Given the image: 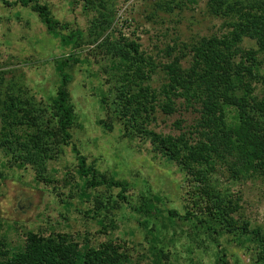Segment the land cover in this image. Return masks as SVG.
Here are the masks:
<instances>
[{
  "label": "rangeland",
  "instance_id": "374dc122",
  "mask_svg": "<svg viewBox=\"0 0 264 264\" xmlns=\"http://www.w3.org/2000/svg\"><path fill=\"white\" fill-rule=\"evenodd\" d=\"M39 1L67 26L65 33L79 31L81 39L72 51L69 44L45 31L29 7L6 8L0 3V106L6 104L21 117L24 125L14 130L15 135L37 136L38 146L28 148L43 151L37 164H32L21 158L25 148L21 155L12 156L1 148L0 140V243L18 250L28 233L71 237L91 249L113 243L127 256L126 264H213L222 248L227 264H253L256 246L250 238L221 233L215 239L193 219L137 214L119 202L116 189L88 188L87 180L77 173L70 147L60 142L57 118L49 108L59 84V62L75 56L79 62L64 69L70 76L66 90L74 119L69 132L89 166L106 179L124 181L133 205L190 213L194 218L201 217L207 199L198 179V174L205 175L217 196L239 199L235 215L239 222L247 221L249 230H264L260 180L234 178L227 165L217 160L213 170L205 166L187 170L182 161L163 156L147 134L185 133L192 143L199 141L193 128L198 106L187 108L182 99H173L175 112H163L162 67L177 59L181 68H189L199 40L220 39L230 31L225 21L208 13L206 0L185 6L181 0ZM124 39L136 43L138 55L151 62V71L143 66L150 73L143 87L157 95L146 104L147 112L129 124L119 117L121 100L133 92L139 77L134 71L141 62L120 57L130 52ZM239 47L257 48L248 38ZM251 87L255 96L263 95L259 82L253 80Z\"/></svg>",
  "mask_w": 264,
  "mask_h": 264
},
{
  "label": "trees",
  "instance_id": "16d2710c",
  "mask_svg": "<svg viewBox=\"0 0 264 264\" xmlns=\"http://www.w3.org/2000/svg\"><path fill=\"white\" fill-rule=\"evenodd\" d=\"M196 0H181L185 6ZM6 8L29 7L37 15L48 34L56 36L60 41L71 46L72 51L78 49L81 33L79 31L63 30L61 25L51 14L46 3L39 0H0ZM109 8L106 6V10ZM169 9V8H168ZM208 13L225 21L230 31L220 39H201L193 47V58L189 68L183 69L177 59L162 67L165 83L161 93L166 102L161 106L163 112H175L173 99H182L185 107L198 106L199 117L194 124V132L199 141L192 143L185 133L177 137L156 135L148 132L154 142H157L160 152L170 160L182 161L187 170L202 166L213 170L215 161L227 165V169L234 178H255L264 185V3L260 0H206ZM108 16V12L106 13ZM107 18V17H106ZM108 23V21H105ZM243 38L253 40L256 49L244 50L239 47ZM124 46L130 51L121 53L135 64L138 80L133 84V92L121 100L123 111L119 117L124 118V124L139 119L140 113L147 112L146 104L157 98L156 93L144 86V79L150 75L144 69H153L147 57L138 55V45L124 39ZM79 61L75 56L65 58L59 62V84L55 96L51 99L50 110L57 118V129L60 142L70 147L77 162V173L87 180L88 188L116 189V198L129 210L137 214L155 216L163 214L166 218L178 220H194L204 231L213 236L221 237V233L238 234L241 238L253 242L256 246L253 264H264V230L256 227L249 230L247 221L239 222L236 218L237 201L232 196L226 199L217 196L207 182L205 175H199L202 194L206 196L205 206L201 217L190 213L180 215L175 210L150 209L145 205H133L126 195L127 187L124 181L106 179L87 164L86 158L72 143L69 132L74 119L72 109L68 103L67 85L70 76L64 70ZM134 64V65H135ZM147 67H143V66ZM137 66V65H135ZM144 68V69H143ZM256 80L260 84L262 96H255L251 82ZM135 88V89H134ZM135 102V103H134ZM1 103V101H0ZM136 105V106H134ZM130 110V113L127 112ZM229 111L232 116L229 117ZM230 119V121L228 120ZM24 125L21 117L5 104L0 106V140L1 148L9 150L12 156L21 155L25 148L26 162L37 164L43 152L30 148L37 147V136L27 134L17 136L14 130ZM175 127L180 128L177 121ZM14 141H11V140ZM23 141V142H20ZM25 144V145H24ZM14 158V157H13ZM34 166V165H33ZM205 168V173L207 170ZM249 234V237H248ZM238 236V237H239ZM243 236V237H242ZM113 243H106L97 249L89 248L86 244L79 246L71 237H47L28 233L24 245L13 250L4 241L0 243V264H126L127 256L118 251ZM213 264H227L226 253L220 248Z\"/></svg>",
  "mask_w": 264,
  "mask_h": 264
}]
</instances>
